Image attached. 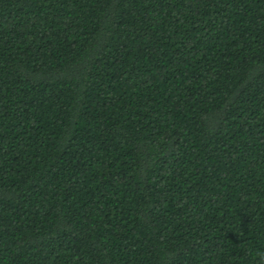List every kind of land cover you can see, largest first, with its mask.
I'll use <instances>...</instances> for the list:
<instances>
[{
	"label": "trees",
	"instance_id": "16d2710c",
	"mask_svg": "<svg viewBox=\"0 0 264 264\" xmlns=\"http://www.w3.org/2000/svg\"><path fill=\"white\" fill-rule=\"evenodd\" d=\"M0 264H264V0H0Z\"/></svg>",
	"mask_w": 264,
	"mask_h": 264
}]
</instances>
